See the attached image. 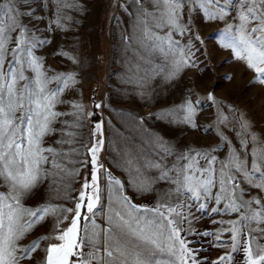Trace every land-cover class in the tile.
Returning a JSON list of instances; mask_svg holds the SVG:
<instances>
[{
	"label": "snow or ice",
	"instance_id": "1",
	"mask_svg": "<svg viewBox=\"0 0 264 264\" xmlns=\"http://www.w3.org/2000/svg\"><path fill=\"white\" fill-rule=\"evenodd\" d=\"M115 6L133 22L123 39L138 56L125 69L123 84L142 95L154 77L173 81L200 67L197 54L207 50V41L193 33L195 17L223 23L216 30L219 47L253 74L250 83L264 87V0H116ZM72 10L82 11V5L0 0V264H31L38 249L42 264H264V135L212 91L193 101L188 90L180 103L149 118L211 133L218 143L177 148L145 128L144 117H132L143 150L114 129L111 150L124 172L123 178L115 175L102 158L109 122L96 120V111L79 100L63 98L78 87V74L49 75L36 54L51 42L45 33L66 31L74 22ZM58 54L79 63L67 51ZM205 101L214 106V118L202 127L196 116ZM103 107L94 104L95 110ZM45 185L48 199L28 206ZM129 188L156 198L137 204ZM98 214L106 226L97 223ZM203 216L229 218L211 219L223 227L201 232L193 224ZM49 217L52 230L25 245ZM190 235L213 237V246L228 250L215 259L202 257Z\"/></svg>",
	"mask_w": 264,
	"mask_h": 264
},
{
	"label": "rangeland",
	"instance_id": "2",
	"mask_svg": "<svg viewBox=\"0 0 264 264\" xmlns=\"http://www.w3.org/2000/svg\"><path fill=\"white\" fill-rule=\"evenodd\" d=\"M82 5V11H71L74 22H69L67 30H56L45 33L50 38V43L38 49L36 54L43 58L48 74L56 72L74 71L78 74L80 81L74 91L64 94L65 100L77 99L82 102L87 110L92 111L91 95L95 93L104 104L100 109L102 118L109 123L106 124L107 151L102 154L106 166L111 167L114 174L123 178L122 169L115 167V153L111 150V141L115 138L114 129H119L123 135L128 137L129 142L135 141V148L141 149L140 139L142 134H138L132 127V117H144V126L153 134L163 136L177 148L193 146L196 148H207L218 143V139L211 133L192 130L184 126H170L166 121L157 120L155 117L149 118L150 113H158L162 109H167L174 104L180 103L181 99L188 92L192 91L191 99L195 101L199 97L206 96L209 91L222 100L226 105H233L244 112L247 119L254 124V131L258 136L264 135V87L258 83H250L252 73L246 71L244 67L234 60L228 50H223L218 45L217 29L223 28V23H201L199 17L192 21L193 33L205 38L207 50L203 54H197L199 58V68H189L173 81L154 77L149 81L146 94H141L132 85H124V72L133 57L137 56V49L127 47V41L123 37L132 32V20L123 9H117L116 0H77ZM47 18L48 10L45 9ZM41 29L44 25H39ZM176 38L179 39L177 36ZM67 51L76 56L78 64H73L66 57L58 53ZM156 62H159L157 59ZM200 69H206L201 72ZM231 77V79H228ZM53 82L50 87H54ZM58 110H65V106H59ZM214 106H209L205 101L203 111H198L196 121L202 127H207L213 123ZM235 142V141H234ZM53 139L47 140V144H52ZM224 153H221L223 157ZM80 182L74 187L79 188ZM163 188L167 185H158ZM47 185L41 187L31 199L27 200L28 206H36L48 199L46 194ZM127 194L131 196L135 203L145 204L154 202L156 193H139L129 188ZM57 202V201H54ZM68 206H71L69 204ZM104 211H107L105 204ZM195 212V209H193ZM196 215H201L196 213ZM228 219L229 217L203 216L201 221H194L193 226L201 232L205 229L216 231L223 227L220 224H212L211 219ZM234 218V217H232ZM97 223L102 227L106 226L100 214L97 216ZM53 219L48 218L42 225H38L24 239L27 245L33 239L41 235H46L52 230ZM190 240H195L192 246L202 249L200 256L215 259L222 252L227 251L226 247H215L216 241L213 237H203L202 235H190ZM224 239H228L227 235ZM45 244L41 242L40 248ZM43 252L37 250L33 253L34 259L31 264H42ZM163 258V257H161ZM237 262L241 259V254L235 255ZM24 264H29L25 261Z\"/></svg>",
	"mask_w": 264,
	"mask_h": 264
},
{
	"label": "trees",
	"instance_id": "3",
	"mask_svg": "<svg viewBox=\"0 0 264 264\" xmlns=\"http://www.w3.org/2000/svg\"><path fill=\"white\" fill-rule=\"evenodd\" d=\"M96 94L95 93H92V95L90 96L91 97V101H92V111L94 110V111H96V113H97V115H96V117H95V119L96 120H99L101 117H102V114H101V112H100V110H95L94 109V104L95 103H100V100L98 99V98H96ZM93 122H95V121H93Z\"/></svg>",
	"mask_w": 264,
	"mask_h": 264
}]
</instances>
